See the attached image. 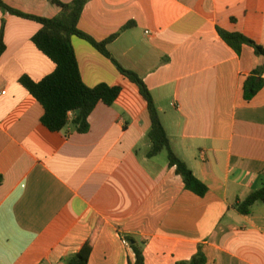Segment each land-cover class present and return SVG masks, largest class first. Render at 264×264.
Here are the masks:
<instances>
[{
  "label": "crops",
  "instance_id": "crops-1",
  "mask_svg": "<svg viewBox=\"0 0 264 264\" xmlns=\"http://www.w3.org/2000/svg\"><path fill=\"white\" fill-rule=\"evenodd\" d=\"M2 1L37 17L61 12L54 0ZM2 28L0 264H67L95 231L89 264H135L128 238L145 264L187 262L200 249L206 264H264V203L249 215L236 209L264 186V87L244 99L264 58L248 45L237 53L219 33L264 47V0H90L78 24L97 42L119 34L108 51L144 80L173 151L208 187L204 198L168 161L148 158L151 122L139 89L78 37L83 82L121 94L94 110L87 134L45 128L43 107L19 83L56 68L33 43L41 26L0 9Z\"/></svg>",
  "mask_w": 264,
  "mask_h": 264
},
{
  "label": "trees",
  "instance_id": "trees-1",
  "mask_svg": "<svg viewBox=\"0 0 264 264\" xmlns=\"http://www.w3.org/2000/svg\"><path fill=\"white\" fill-rule=\"evenodd\" d=\"M89 1L74 0L70 4H63L54 0L61 12L56 17L45 18L24 14L12 9L0 0V9L6 13L36 22L41 26V29L33 37V43L56 66L54 72L41 82L36 83L27 76L19 80V83L43 107L44 115L41 118V123L52 133L63 132L67 127L72 126L77 133L87 134L90 131L89 118L94 110L100 104L111 107L119 98L122 91L120 86L100 84L91 88L83 82L72 38L83 39L108 58L121 75L139 89V93L147 105L151 122V129L148 134L151 149L148 152V158L152 159L166 151L169 167L175 168L176 174L182 178L186 190L200 198H204L209 192L208 187L194 175L187 164L173 151L155 100L144 80L135 72L123 68L108 51L107 45L117 38L119 34L110 37L106 41L97 42L79 30L80 18ZM133 26V23H129L122 31L131 29ZM219 33L223 40L237 53L241 52L244 45H248L254 49L257 56L264 58V47L247 39L242 34L224 31H219ZM5 49L4 28H2L0 34V58ZM263 74L264 66L253 71L246 79L244 83V99L246 101H251L264 87ZM2 179V176H0V183ZM256 203H264V186L250 194L244 201L239 202L236 205V209L241 215H249ZM97 235V231L93 232L80 251L69 258L66 263L89 264ZM128 241L135 254V264H145L142 247L131 238H128ZM179 264H206V258L200 249L192 260L180 262Z\"/></svg>",
  "mask_w": 264,
  "mask_h": 264
},
{
  "label": "rangeland",
  "instance_id": "rangeland-1",
  "mask_svg": "<svg viewBox=\"0 0 264 264\" xmlns=\"http://www.w3.org/2000/svg\"><path fill=\"white\" fill-rule=\"evenodd\" d=\"M159 159H160L161 161H168V159H167V152H166V151L162 152V153L159 155Z\"/></svg>",
  "mask_w": 264,
  "mask_h": 264
}]
</instances>
